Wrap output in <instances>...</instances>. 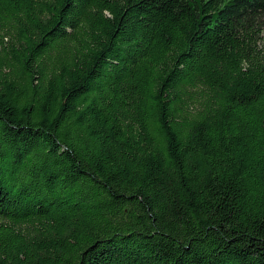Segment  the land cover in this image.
<instances>
[{
	"label": "trees",
	"instance_id": "trees-1",
	"mask_svg": "<svg viewBox=\"0 0 264 264\" xmlns=\"http://www.w3.org/2000/svg\"><path fill=\"white\" fill-rule=\"evenodd\" d=\"M0 264H264V0H0Z\"/></svg>",
	"mask_w": 264,
	"mask_h": 264
}]
</instances>
